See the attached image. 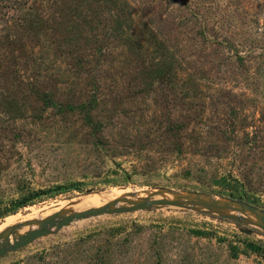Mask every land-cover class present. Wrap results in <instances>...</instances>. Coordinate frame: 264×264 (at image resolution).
Returning a JSON list of instances; mask_svg holds the SVG:
<instances>
[{"label": "rangeland", "instance_id": "374dc122", "mask_svg": "<svg viewBox=\"0 0 264 264\" xmlns=\"http://www.w3.org/2000/svg\"><path fill=\"white\" fill-rule=\"evenodd\" d=\"M162 188L264 210V0H0V233ZM257 222L109 212L0 264H264Z\"/></svg>", "mask_w": 264, "mask_h": 264}, {"label": "water", "instance_id": "95a60500", "mask_svg": "<svg viewBox=\"0 0 264 264\" xmlns=\"http://www.w3.org/2000/svg\"><path fill=\"white\" fill-rule=\"evenodd\" d=\"M170 193L173 198L158 197L159 193ZM130 205L112 207L113 203L89 208L84 211L69 212L65 210L56 211L45 218L32 219L12 225L0 233V257L8 252L20 249L36 239L51 234L55 230H60L75 220L95 216L104 213L129 212L135 210L151 209L157 205L203 207L208 210L237 211L243 215H253L257 218V224L264 230V210L251 205L245 201L232 199L229 197H214L196 192H179L166 188L150 193L148 198L143 200H129ZM233 217L231 214H227ZM37 227H34L36 226ZM30 226L32 229L20 234V230Z\"/></svg>", "mask_w": 264, "mask_h": 264}, {"label": "bare ground", "instance_id": "6f19581e", "mask_svg": "<svg viewBox=\"0 0 264 264\" xmlns=\"http://www.w3.org/2000/svg\"><path fill=\"white\" fill-rule=\"evenodd\" d=\"M100 197L104 200V199L108 198V195L105 194V193H102L100 195ZM88 198H90V197H88ZM102 204H104V203H99V202L93 200V198H92V199H82V200L76 201L74 203L66 204V207L69 208V209H72V210H83V209H87V208H90V207L100 206ZM23 231L24 230H21V232H23Z\"/></svg>", "mask_w": 264, "mask_h": 264}, {"label": "trees", "instance_id": "16d2710c", "mask_svg": "<svg viewBox=\"0 0 264 264\" xmlns=\"http://www.w3.org/2000/svg\"><path fill=\"white\" fill-rule=\"evenodd\" d=\"M25 205H26V203H25Z\"/></svg>", "mask_w": 264, "mask_h": 264}]
</instances>
